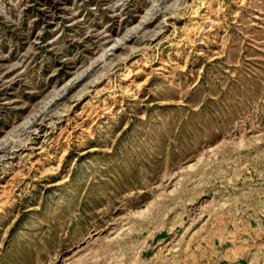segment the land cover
<instances>
[{
  "label": "rangeland",
  "instance_id": "1",
  "mask_svg": "<svg viewBox=\"0 0 264 264\" xmlns=\"http://www.w3.org/2000/svg\"><path fill=\"white\" fill-rule=\"evenodd\" d=\"M0 264H264V0H0Z\"/></svg>",
  "mask_w": 264,
  "mask_h": 264
}]
</instances>
